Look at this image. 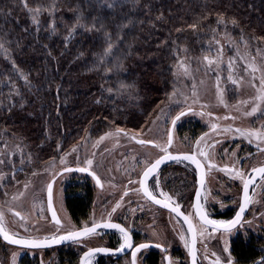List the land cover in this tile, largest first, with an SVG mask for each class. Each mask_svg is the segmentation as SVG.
<instances>
[{
    "label": "trees",
    "instance_id": "obj_1",
    "mask_svg": "<svg viewBox=\"0 0 264 264\" xmlns=\"http://www.w3.org/2000/svg\"><path fill=\"white\" fill-rule=\"evenodd\" d=\"M222 34L261 53L264 0H0V136L38 158L133 135L168 99L183 53ZM90 202V191L72 192V216ZM258 248L249 233L233 253L246 263Z\"/></svg>",
    "mask_w": 264,
    "mask_h": 264
},
{
    "label": "rangeland",
    "instance_id": "obj_2",
    "mask_svg": "<svg viewBox=\"0 0 264 264\" xmlns=\"http://www.w3.org/2000/svg\"><path fill=\"white\" fill-rule=\"evenodd\" d=\"M261 51L251 54L235 44L231 37L222 34L215 35L205 43L200 53L184 52L174 67L173 87L168 99L161 103L159 108L143 112L142 124L136 130H130V133L138 138L150 139L161 148L166 144L172 119L181 111L193 109V113L181 118L177 123L174 141L179 151H190L202 134H205L199 141L198 149L202 147L201 150L206 153L208 151L218 170L227 167L240 169L245 173L249 166H254L264 158V151H261L264 149L263 143L259 144L262 148L256 155L252 140L242 137H245V133L253 131L261 134L260 140L264 137V90L261 89L260 83L261 76L264 75V50ZM205 57L214 62L209 64ZM253 68L258 70L254 72ZM229 76L232 79H229ZM233 80L237 83L234 84ZM253 108H256L254 113ZM213 125L216 127L213 128ZM1 134L3 131L0 129ZM111 134H105L96 141L80 142L59 156L49 157V154H45V157L42 155L38 158L26 157L14 143L0 136V210L3 221L6 223L11 220L14 229L32 237L56 231L57 228L50 223L46 212L44 194L47 184L60 170L68 166L86 165V160H92V165L87 167H93L104 178L105 189L96 192V197L99 193L103 197H110L111 205L116 197L123 195L124 183L136 177L144 166V157L148 158L150 154L149 158L152 159L158 154V151L150 149L151 147L138 150L129 139L132 136L126 137L116 132ZM212 145L214 147H211ZM240 162H243L242 165ZM220 173L212 171L210 181H214ZM67 178L68 176L64 175L58 179L57 197H60L59 191ZM220 179L223 180L222 177ZM228 185H231L229 180L226 183L219 182L218 190L225 197L226 194H236L235 191H229ZM225 197H217L215 202L219 203ZM135 199L138 202L133 204L137 205L133 209H138V205L143 202L139 201V196ZM13 210H17L22 216L21 221L9 216ZM247 219V223H250L248 228H251L255 221L252 207ZM161 221L164 225L161 222L160 226L148 224L147 228L155 232L165 244L168 243V238L164 240V236L175 234L178 238L175 246L182 247L183 239L179 235L178 226L174 222L170 226L167 220ZM67 225H70L68 221ZM97 237L87 239L88 242L85 241L84 245L79 247L88 249L100 244V241L95 240ZM122 241L124 242V237ZM0 252L3 264L15 262L16 259H12L10 250L0 249ZM29 253L41 263L72 264L65 263L59 254L51 251L31 253L19 250V255ZM225 256L229 258V255ZM94 260L95 258L90 259L92 262ZM212 260L215 262L216 258ZM180 261L181 259L176 257L174 264H181Z\"/></svg>",
    "mask_w": 264,
    "mask_h": 264
},
{
    "label": "flooded vegetation",
    "instance_id": "obj_3",
    "mask_svg": "<svg viewBox=\"0 0 264 264\" xmlns=\"http://www.w3.org/2000/svg\"><path fill=\"white\" fill-rule=\"evenodd\" d=\"M121 134L124 135V133ZM124 136H132L138 138L134 135H130L129 133ZM203 136H205V134H202L201 138ZM242 137L247 140H252V146L256 149V155L259 154L260 149L262 148V146H260L259 144H264V137L261 138L262 140H260V138L258 139L255 136L254 138H250L249 136L246 137V135L245 137ZM201 138L194 144L190 151L181 152L175 146L174 139L171 143V146L167 148V140L165 146H162L163 148H167V153L161 151L162 147H154V144H159H156L150 139L144 140L151 141L153 145H138L130 139V141L136 148H138V150L149 149L148 147H151L150 149H156L155 151H158V154L156 156H153L152 159L149 158L150 154H148V158L147 156L144 157V166L139 170L136 177L130 179L132 181H135V183L130 184L129 180L126 181L124 183L123 195L116 197L112 201L111 205H109L110 197H103L101 193H99V196L96 197V192H101L105 189L104 178L103 175L97 172L93 167H87V163L86 165L76 166L85 167L93 171L100 180V187L95 184V181L92 179V177L86 174L66 173L60 176H56V174L48 182V184L53 179H55L53 183L52 202L58 214L59 221L61 222V226H59V228L56 223L52 222L50 219L47 206L46 191L44 194L46 212L50 223L57 228L56 231L54 230L52 233L40 237H32V235H28L25 233L22 234L20 231L14 229L11 226V220L6 221V223L3 221V215L0 210V225L3 226L4 230L8 234L16 238L47 240L49 241L50 246L26 248L10 245L0 238V249L2 251L10 250V252L12 253V259H16L12 264H45L41 263V261L37 257H32L30 253L27 255H19V250L31 253L51 251L59 254L62 257V261L64 259L65 263L71 262L72 264H83L82 257L88 250L101 248L106 249L107 252H99L93 254L90 259L95 258V260L94 262L90 261V264H132V253L134 252V250L142 244H147L150 246L147 248H143L135 253V264H174V260H176V257L181 259V264H189L188 248L190 236L187 226L185 224V221H183L170 210L171 207L179 205L181 213H183L184 215H188L194 225L196 239V264H214L212 258L217 257H219L220 259V264H228V261H231V264H264V176L258 178L252 184L249 192L250 200L248 209L243 219L237 226L229 231L219 229L214 233L209 226L208 232H205L203 236H201L200 234L201 222L198 219L195 211L194 196L197 188V181L196 169L191 162L184 159L170 161L167 164L163 165L153 176L148 179V181L146 182V187L149 191L153 192V194L156 195L158 199L161 200V204L152 202L148 199L147 196L144 195L143 191L140 190V181L143 171L156 159L166 154H193L203 165V169L205 170V186L200 197V205L204 214L208 217V219L223 221L226 224L233 220L240 205V197L242 188L244 186V180L253 169L264 166V158H262L263 160L256 163L254 166H249L243 178H234V171L222 170L227 167H222L221 170H218L217 167H213L211 169L208 167L209 163L213 165L215 164L211 161V157L209 155L206 159L204 156H201L199 154L202 147L198 149V142L201 140ZM242 163L243 162H240V165H242ZM212 171L221 172V175L215 177L213 179L214 181L211 182L210 175ZM64 175L68 176V178L64 180L65 182L63 183V186L59 191L60 197H57L56 184L58 179ZM220 177H222L223 180H221ZM227 180H229V183H231V185H228V189H230L229 191H235L236 194H232L231 196L230 194H226L225 197L221 194V191L219 192L218 186L219 182L223 181L224 183H226ZM154 181L159 182L158 188L155 186ZM85 190L91 192V202L89 208L84 216H80L78 218L73 217L68 207L70 194L75 191L77 195L83 196L85 195ZM161 191L166 192L172 198L171 201H165L164 197L159 195ZM125 192H127V195H125ZM138 196L140 198L139 201L143 203H141V205H138V209H133L135 206H137L133 204L135 202H138L135 199ZM217 197L225 198L220 200L221 202L218 203L215 202V199ZM163 203H168L169 207H163ZM117 204H119V207H116ZM251 207L252 213H254L255 221L251 228H248L250 223H247V217ZM113 208H115L116 210L113 211ZM14 210L12 211V213H10L12 216L8 213L7 214L12 218L15 217V220L21 221L22 216L20 214L16 215V213L18 212L17 210ZM132 211L134 212V214H132ZM162 219L163 222L167 220L170 226L172 225V222H174L176 226H178L179 235L184 237L182 247L178 248L177 246H175L178 242V238L175 234L170 236L166 233L167 236H164V240L168 238V243L165 244L161 239H159V236L156 235L155 232L147 228L148 224H152L153 226H160L161 222V224L164 225V223H162L161 221ZM67 221L70 223V225H67ZM94 222L101 224L110 223L122 226L130 237V243L132 247L123 248V250L127 251L121 255L113 253L112 251L121 249L122 245H124V242L122 241V237H124V235L119 230H116L112 227L100 228L94 234L79 238L76 241L63 240L59 243L52 242L54 237L65 235L68 231H80L85 227H92ZM170 230L173 232L171 228ZM235 232L241 233V235H237L238 233L235 234ZM230 233H233V235H231ZM249 233H252V236H255L257 239V243L259 245L257 253L258 255L251 261L243 263L234 255L233 244L238 239L243 240V238H245ZM95 236H98L95 240L100 241L101 243L95 246H90L88 249H84L82 247L84 245V242L87 241V239ZM80 245L82 246L79 247ZM225 248H227V251H224ZM228 250L230 251V254ZM213 253H215V256L213 255ZM153 255L157 257V262L155 263L150 260V257ZM225 255H229V258ZM0 264H3V256L1 252ZM47 264H51V262H48Z\"/></svg>",
    "mask_w": 264,
    "mask_h": 264
},
{
    "label": "snow or ice",
    "instance_id": "obj_4",
    "mask_svg": "<svg viewBox=\"0 0 264 264\" xmlns=\"http://www.w3.org/2000/svg\"><path fill=\"white\" fill-rule=\"evenodd\" d=\"M33 22H36V17H33ZM219 22H223V17L220 18ZM233 24H235V21H232ZM193 27H195V25H193ZM0 47H2V45H0ZM205 60H208L209 64H212L214 61L209 60L208 57L204 58ZM231 66V65H230ZM258 69L253 68V71H257ZM229 79H232L231 76H229ZM234 84L237 83V81L233 80L232 81ZM261 89L264 90V75L261 76ZM253 87H255V85H253ZM264 98V97H262ZM242 103H247L246 101H242ZM238 107V106H237ZM256 111V108L252 109V112L254 113ZM247 114H251V113H247ZM180 115H184V113L182 112ZM228 118V117H226ZM180 116L176 117V120H179ZM176 120L173 121V124L176 123ZM216 126L213 125V128H215ZM118 133H123V129H118ZM109 135H112L111 133H109ZM124 135H127V133H124ZM245 135L248 136H255L258 139L261 137V134L259 132L253 131V132H249V133H245ZM129 139H135V137H129ZM137 143L144 145V144H150L152 143L151 141H145V140H137ZM168 145L171 146L172 143V138L171 136L168 137V141H167ZM154 147H159V145H153ZM198 147H199V142H198ZM211 147H214V145H212ZM75 150V149H74ZM162 152L167 153V148H161ZM261 151H264V149H261ZM201 156H204L206 159L208 158V153L204 152L203 150L200 151L199 153ZM172 159H177V157H170ZM164 158H158L155 160L154 163H152L150 166H148L146 168V170L143 172V179L140 181L141 184V189L144 193L145 196L148 197L149 200H151L152 202L156 203V204H161V200L157 198L156 195L153 194V192L149 191L147 187H145L146 182L148 181L150 175H152L153 173L156 172V170L159 168V166L161 165V163L163 162ZM183 159L185 160H191L192 163L196 164V166L198 168H203V165L197 161L195 155L189 156V155H185L183 156ZM2 162V161H0ZM86 163L91 166L92 165V160H87ZM208 167L211 169L213 167H215V165L209 163ZM68 171H71V169H67ZM80 171H84L85 169H78ZM224 171H234L235 172V176L236 177H240L243 178L245 176V173L243 171L240 170H235V169H228L225 168L223 169ZM254 172H259L262 176H264V167H259V168H255L253 169ZM202 177H203V173H202ZM97 183H99V180H97ZM129 183H135V181L129 180ZM201 183L203 184V178ZM253 183V179L251 177H249V179L244 180V196L245 199L247 201L248 195H249V186L250 184ZM155 186L158 188L159 187V182L158 181H154ZM48 195H49V206L51 207V197H52V184L49 183L48 184ZM125 195H127V192H125ZM160 196L164 197L165 201H171V197L166 193L161 191L159 193ZM200 197L199 194H197V204H196V211H197V215L199 216V220L201 222V230H200V234L201 236L204 235L205 232H208V227L210 226L212 229V232L214 233L215 231L219 230V229H223L224 231H229L232 228H234L237 224L240 223L241 220V215L243 214V212L245 211V208L242 206L240 208V214H238L236 216V219L231 221L230 223H225L223 221H215V220H211L208 219V217L204 214L201 205H200ZM163 207H169L168 203H163L162 204ZM116 207H119V204H117ZM116 209L113 208V211H115ZM172 212H174L178 217H182L183 220L185 221V223L188 224V230L190 232H193V244H195V231H194V225L191 222L190 218L188 215H184L183 213H181L180 211V206L179 205H175L173 207H171L170 209ZM16 215H19V213H16ZM53 216V220L56 223V225L61 226V222L59 221V219L56 218V213L55 211H53L52 213ZM99 227H113V228H119V231L124 235V245H122L121 250H123V248H130L132 247L131 243H130V237L128 236V233L123 229L120 228L119 225H115V224H110V223H93L92 227H85L83 228V230L81 231H68L65 235L59 236V237H54L53 241L54 243H59L60 241L63 240H73L76 241L81 237H86V236H90L92 234H94L96 232V229ZM0 234H3L4 239L8 241V243L10 244H26L29 245L31 247H39V246H43L42 243L37 242V241H22L20 239H16L13 238L12 236H10L3 228L2 225H0ZM181 239H184L183 236H181ZM187 246V243H186ZM149 247V245L147 244H142L139 246V248L136 249V251H139L140 248H147ZM159 247V245H158ZM95 251H105V249H96ZM191 251V250H190ZM224 251H227V248L224 249ZM193 255V264H195V253L192 252L191 253ZM93 255L92 251H89L88 253L85 254L84 260H83V264H90V257ZM213 255L215 256V253H213ZM132 264H135V252L132 253ZM214 264H220V259L219 257L216 258ZM228 264H231V261H228Z\"/></svg>",
    "mask_w": 264,
    "mask_h": 264
},
{
    "label": "water",
    "instance_id": "obj_5",
    "mask_svg": "<svg viewBox=\"0 0 264 264\" xmlns=\"http://www.w3.org/2000/svg\"><path fill=\"white\" fill-rule=\"evenodd\" d=\"M182 112L184 113V115H180ZM193 112H194L193 109H186V110L181 111L180 113H178V114L172 119V121H171V123H170V126H169V129H168L167 140H168V137L171 136L172 141H173V139H174V133H175V131H176L177 123L180 121L181 118H183V117H185V116H187L188 114L193 113ZM177 116H180V119H179V120H176V117H177ZM174 120H176V123H175V124H173V121H174ZM123 133H125V132H123ZM131 140H132L133 142H135L136 144L141 145V144L137 143V140H144V139H141V138H135V139H131ZM145 141H146V140H145ZM148 145H153V143H150V144H148ZM169 147H170V146L167 145V148H169ZM185 155L192 156L193 154H178V155L166 154V155L161 156L160 158H164V159H163V162L161 163V165L159 166V168L156 170V172H157V171H158L163 165L167 164V163L170 162V161L177 160V159H179V160H183V156H185ZM170 157H177V159H172V158H170ZM196 159H197V158H196ZM184 160H185V159H184ZM187 161H189V162L192 163L191 160H187ZM197 161H198V159H197ZM154 162H155V161H154ZM154 162H153V163H154ZM192 164L194 165V167H195V169H196L197 188H196L195 196H194V201H195V211H196L197 194H199V197H201V194H202V192H203V190H204V186H205V170H204L203 168H198V167L196 166V164H194V163H192ZM150 165H151V164H150ZM150 165H149V166H150ZM262 167H264V166H262ZM67 169H71V171H68ZM78 169H85V170H84V171H80V170H78ZM145 170H146V169H145ZM145 170H144V171H145ZM144 171H143V172H144ZM156 172H155V173H156ZM66 173H82V174H86V175L92 177V179L95 181V184H97V186L100 187V180H99V178L97 177V175H96L93 171H91V170L88 169V168L81 167V166H70V167H66V168L60 170V171L57 173L56 176H60V175H62V174H66ZM155 173H153L152 175H150V177L153 176ZM202 173H203V177H202ZM150 177H149V178H150ZM249 177H251V178L253 179V183H254L258 178H261L262 175H261L259 172H254V171L252 170V171L249 173V175L247 176V178H246L245 180L249 179ZM202 178H203V184L201 183ZM142 179H143V173H142V176H141V180H142ZM54 180H55V179H53V180L50 182V183L52 184V191H53V183H54ZM97 180H99V183H97ZM253 183H252V184H253ZM252 184H250L248 192H250V188H251ZM145 187H146V184H145ZM243 189H244V186H243L242 191H241L240 205H239L238 211H237V213H236V216H237L238 214H240V208H241L242 206L245 208V211H244L243 214L241 215V220L243 219V217H244V215H245V213H246V211H247V209H248V206H249V200H250V195H248V198H247V201H246L245 196H244V190H243ZM46 196H47V206H48L49 216H50L51 221L54 222V220H53V216H52L53 211H55V213H56V218H57V219H59V218H58V214H57V212H56V210H55V208H54V206H53L52 197H51V207L49 206L48 187H47V190H46ZM199 202H200V201H199ZM196 215H197V211H196ZM236 216L234 217L233 220L236 219ZM197 217H198V219H199V216H198V215H197ZM179 218H181V219L183 220L182 217H179ZM233 220H231V221H233ZM241 220H240V221H241ZM183 221H184V220H183ZM231 221H230V222H231ZM230 222H229V223H230ZM54 223H55V222H54ZM185 224H186L187 229H188V224H187V223H185ZM115 225H117V224H115ZM237 225H238V224H237ZM237 225H236V226H237ZM119 227H120V228H123V227L120 226V225H119ZM100 228H103V227H99V228H97L96 231H98ZM112 228H113V227H112ZM114 229L119 230V228H114ZM123 229H124V228H123ZM124 230H125V229H124ZM220 230H221V229H220ZM80 231H81V230H80ZM125 231H126V230H125ZM188 233H189V236H190V242H189V248H188L189 264H193V255L191 254L192 252L195 253V264H196V239H195V244H193V232H190V231L188 230ZM9 235H10V234H9ZM10 236H12V235H10ZM128 236H129V235H128ZM12 237H13V238H16V237H14V236H12ZM0 238H1L4 242L8 243V241L4 239L3 234H0ZM81 238H83V237H81ZM16 239H20V240H22V241H37V242H40V243L43 244V246H39V247H49V246H50L49 241H47V240H30V239H25V238H16ZM8 244H10V243H8ZM10 245H15V246H20V247H26V248H35V247H31V246L26 245V244H23V243H21V244H10ZM149 246H150V245H149ZM137 248H139V246H138ZM137 248H136V249H137ZM101 249H103V248H101ZM136 249L134 250L135 253L138 252V251H136ZM141 249H143V248H140V250H141ZM95 250H96V249H91V250H88L86 253H88L89 251H92L93 254H96V253L101 252V251H95ZM190 250H191V251H190ZM126 251H127V250H126ZM126 251H125V250L118 249V250H115V251H112V252L115 253V254H119V255H121V254L125 253ZM103 252H107V250L105 249V251H103ZM86 253H85V254H86ZM85 254H84L83 257H82V261L84 260Z\"/></svg>",
    "mask_w": 264,
    "mask_h": 264
}]
</instances>
